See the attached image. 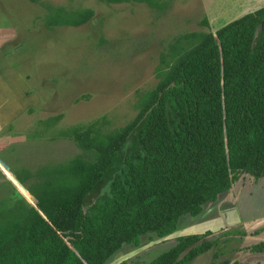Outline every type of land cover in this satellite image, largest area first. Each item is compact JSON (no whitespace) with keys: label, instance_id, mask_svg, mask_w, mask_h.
<instances>
[{"label":"trees","instance_id":"trees-1","mask_svg":"<svg viewBox=\"0 0 264 264\" xmlns=\"http://www.w3.org/2000/svg\"><path fill=\"white\" fill-rule=\"evenodd\" d=\"M45 9L47 28L81 27L94 16ZM155 76L124 127H71L62 135L83 155L14 176L34 204L15 194L0 210V264H104L143 235L171 234L182 216H197L242 176L264 178V6L214 34L178 37ZM208 235L179 237L150 264H189L215 245ZM246 248L264 255V241ZM216 256L212 264L231 263Z\"/></svg>","mask_w":264,"mask_h":264},{"label":"rangeland","instance_id":"rangeland-1","mask_svg":"<svg viewBox=\"0 0 264 264\" xmlns=\"http://www.w3.org/2000/svg\"><path fill=\"white\" fill-rule=\"evenodd\" d=\"M162 2L158 10L134 2L0 0V160L9 169L0 165V210L26 193L15 177L24 180L42 167L83 155L64 131L98 122L108 133L132 121L139 97L156 86L155 70L170 63L178 37L214 34L264 6V0ZM47 5L91 9L94 16L81 27L47 28ZM12 100L17 110L8 121ZM244 176L231 187L237 223L213 232L208 239L215 245L189 264H212L216 254L217 261L231 259L229 264H264L246 248L264 241V178ZM172 238L143 237L127 256L104 264H148Z\"/></svg>","mask_w":264,"mask_h":264},{"label":"crops","instance_id":"crops-1","mask_svg":"<svg viewBox=\"0 0 264 264\" xmlns=\"http://www.w3.org/2000/svg\"><path fill=\"white\" fill-rule=\"evenodd\" d=\"M13 101L14 100L11 101L10 108L9 107L7 108L9 110V116L6 118L8 121H11L15 118V110H17V109H15V107L13 106ZM242 177H245V176H242ZM242 177L240 179H242ZM240 179L237 182H239ZM243 179H245V178H243ZM241 182H243V181H241ZM231 192H232V188H230L228 191L220 194L215 202L206 203L203 206L202 211L197 216H193V217H191V215H189L190 217L186 216V215L182 216L177 222L175 231L169 235L161 237V238H163L162 240L165 242V241H167L165 239H168V238H171L172 236H174V238H172L173 240H171V239L168 240L169 242L172 241L171 245L168 246L167 248H165L159 254H157L155 256V258L160 256L164 252L168 251L169 249H171L176 244L177 239L179 237L189 236V235H202V234H205L208 232H210L212 234L213 232H217L219 230H224L226 228H230V227H232V225L236 224L238 221V218H235L232 215V213H235V212H234V208H231V206H232L231 203H232V200L234 198V195H232ZM227 208H229V209H227ZM175 232H177V233L175 234ZM153 235L158 236L156 233H150V234H146V235L141 236L139 238V240L143 237L147 238L148 236H153ZM137 244H139V243H137ZM136 245L135 244H124V245H122V247L120 248V251L118 250L109 259L114 258V260L116 261V260L120 259V257H122V256H127L125 254L126 251L129 250V248H131V247L135 248ZM127 252L129 253L130 251H127ZM119 253L120 254L123 253V254L120 255ZM257 255L258 256L261 255L260 257H258L259 259L261 257L264 259L263 254H257ZM154 259H152L148 264H150Z\"/></svg>","mask_w":264,"mask_h":264},{"label":"water","instance_id":"water-1","mask_svg":"<svg viewBox=\"0 0 264 264\" xmlns=\"http://www.w3.org/2000/svg\"><path fill=\"white\" fill-rule=\"evenodd\" d=\"M0 165L3 166V167H5V168H7V170H9L8 167L6 166V164L3 163L1 160H0ZM16 181H17V180H16ZM17 183H18V185L20 186L21 189H23L24 191H26V189L24 188L23 185H21L18 181H17ZM26 192H27V191H26ZM214 235H216V233H212V234L208 235L207 237L209 238V237H212V236H214Z\"/></svg>","mask_w":264,"mask_h":264},{"label":"flooded vegetation","instance_id":"flooded-vegetation-1","mask_svg":"<svg viewBox=\"0 0 264 264\" xmlns=\"http://www.w3.org/2000/svg\"><path fill=\"white\" fill-rule=\"evenodd\" d=\"M257 255V254H256ZM230 261H231V259H230Z\"/></svg>","mask_w":264,"mask_h":264}]
</instances>
